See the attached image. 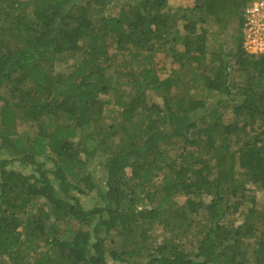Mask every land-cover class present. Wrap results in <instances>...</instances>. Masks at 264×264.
<instances>
[{
	"label": "trees",
	"instance_id": "obj_1",
	"mask_svg": "<svg viewBox=\"0 0 264 264\" xmlns=\"http://www.w3.org/2000/svg\"><path fill=\"white\" fill-rule=\"evenodd\" d=\"M252 1L0 0V264H264Z\"/></svg>",
	"mask_w": 264,
	"mask_h": 264
},
{
	"label": "built area",
	"instance_id": "obj_2",
	"mask_svg": "<svg viewBox=\"0 0 264 264\" xmlns=\"http://www.w3.org/2000/svg\"><path fill=\"white\" fill-rule=\"evenodd\" d=\"M243 46L250 54H264V0H253L243 11Z\"/></svg>",
	"mask_w": 264,
	"mask_h": 264
},
{
	"label": "rangeland",
	"instance_id": "obj_3",
	"mask_svg": "<svg viewBox=\"0 0 264 264\" xmlns=\"http://www.w3.org/2000/svg\"><path fill=\"white\" fill-rule=\"evenodd\" d=\"M170 4L173 7H179V6H184V7H188V6H193L194 5V0H170ZM237 21H233V23L230 25L231 30H236L237 29ZM157 60L159 61H164L166 63V65L170 66V59L166 57V55L163 53H160L157 57ZM71 64V60H69L68 65ZM60 67L65 68L67 67V63L62 64ZM107 114H110L109 112H107ZM28 129L26 127V125H21L20 126V130H25ZM7 155L6 151H4L3 149L0 148V162L2 160V158H4ZM102 157L101 156H97L92 162H91V168L94 169L95 171L94 173V177L97 179V181L99 183H101L102 185H104V169L100 163ZM260 196V194H259ZM95 196L93 194L90 195H82L81 194V198L84 201V203L87 206H92L93 203L95 202V200L93 199ZM259 198L262 199V197L260 196Z\"/></svg>",
	"mask_w": 264,
	"mask_h": 264
}]
</instances>
